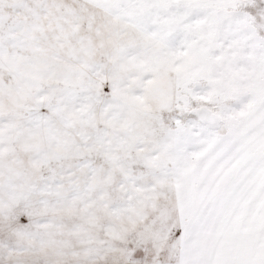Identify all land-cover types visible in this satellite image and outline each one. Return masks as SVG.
Returning <instances> with one entry per match:
<instances>
[{
	"label": "snow or ice",
	"instance_id": "6c2138e0",
	"mask_svg": "<svg viewBox=\"0 0 264 264\" xmlns=\"http://www.w3.org/2000/svg\"><path fill=\"white\" fill-rule=\"evenodd\" d=\"M0 264H264V0H0Z\"/></svg>",
	"mask_w": 264,
	"mask_h": 264
}]
</instances>
